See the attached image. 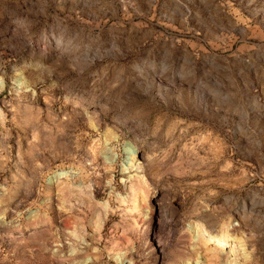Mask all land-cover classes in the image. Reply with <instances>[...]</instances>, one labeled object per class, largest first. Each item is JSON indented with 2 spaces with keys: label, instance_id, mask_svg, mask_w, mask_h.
Here are the masks:
<instances>
[{
  "label": "rangeland",
  "instance_id": "rangeland-1",
  "mask_svg": "<svg viewBox=\"0 0 264 264\" xmlns=\"http://www.w3.org/2000/svg\"><path fill=\"white\" fill-rule=\"evenodd\" d=\"M0 80V264H264V0H0Z\"/></svg>",
  "mask_w": 264,
  "mask_h": 264
},
{
  "label": "bare ground",
  "instance_id": "bare-ground-1",
  "mask_svg": "<svg viewBox=\"0 0 264 264\" xmlns=\"http://www.w3.org/2000/svg\"><path fill=\"white\" fill-rule=\"evenodd\" d=\"M126 150L128 153V157H127V161H126V168H127L126 170L127 171L126 170L125 171H126V173L129 174V176H128L129 179L133 181V179L137 176V174L135 172L138 168V164L136 162L137 160L135 157L136 152L131 147H129ZM147 199H145V201ZM146 204H148V203H146ZM193 233H194V235H193L194 236V238H193L194 243H196V242L200 243V244L201 243H203V244L207 243L206 245L204 244V246L206 247L205 250H207V252L209 251L211 254L222 256L221 258H224L223 260L226 264H231L236 260L235 250L237 247L234 244H228L227 242H225V240H223L221 238H217L216 235H213L211 232H209V231H207V230H205L199 226L194 227ZM195 246H197V245H195ZM75 254H77V253H75ZM214 257H216V256H214Z\"/></svg>",
  "mask_w": 264,
  "mask_h": 264
},
{
  "label": "built area",
  "instance_id": "built-area-1",
  "mask_svg": "<svg viewBox=\"0 0 264 264\" xmlns=\"http://www.w3.org/2000/svg\"><path fill=\"white\" fill-rule=\"evenodd\" d=\"M0 95H1V80H0Z\"/></svg>",
  "mask_w": 264,
  "mask_h": 264
}]
</instances>
